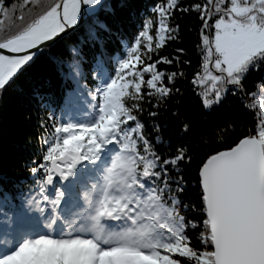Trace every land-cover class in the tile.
<instances>
[{
  "label": "snow or ice",
  "instance_id": "obj_1",
  "mask_svg": "<svg viewBox=\"0 0 264 264\" xmlns=\"http://www.w3.org/2000/svg\"><path fill=\"white\" fill-rule=\"evenodd\" d=\"M192 16L189 76L185 48L164 53ZM37 61L48 89L27 81L29 185L0 178V264H264V0H158L142 19L133 0H0V94Z\"/></svg>",
  "mask_w": 264,
  "mask_h": 264
},
{
  "label": "trees",
  "instance_id": "obj_2",
  "mask_svg": "<svg viewBox=\"0 0 264 264\" xmlns=\"http://www.w3.org/2000/svg\"><path fill=\"white\" fill-rule=\"evenodd\" d=\"M8 2L12 3L13 0H8ZM156 2L158 0H133L137 11L140 13V19L151 13V7ZM181 23L184 27V33L181 37L182 43L170 45L164 54L172 53V50L176 47L185 48L187 58L193 61L191 67L184 66V70L190 76L198 67L199 56L196 45L199 43L200 25L195 16L185 17L181 20ZM125 30L126 39L131 38L132 40L139 30V21L126 25ZM48 76L49 72L45 70L41 61H37L11 87L0 94V178L7 177L11 181L20 183L23 187H27L30 183V174L26 165H29L37 146L36 136L39 131L37 117L41 115L29 99L28 93H30L31 88L27 81L31 79L38 86L44 85L45 89H48V85L45 83ZM253 79H258V74L253 73L249 77V83ZM21 86L24 89L23 92L20 90ZM50 90L54 91L57 96L60 94L61 84L54 76L52 77ZM189 98L192 99V97ZM233 107H235V104ZM251 119V116L245 117V124L249 127L251 126L249 124ZM213 147L217 146L213 145ZM204 151L206 152L207 149H204ZM199 166L200 160H197L188 169V178L193 184H195ZM194 195L195 193H189V197ZM194 203L199 204V200H195ZM194 218L200 219L199 216Z\"/></svg>",
  "mask_w": 264,
  "mask_h": 264
},
{
  "label": "bare ground",
  "instance_id": "obj_3",
  "mask_svg": "<svg viewBox=\"0 0 264 264\" xmlns=\"http://www.w3.org/2000/svg\"><path fill=\"white\" fill-rule=\"evenodd\" d=\"M127 40L131 41V38H128Z\"/></svg>",
  "mask_w": 264,
  "mask_h": 264
}]
</instances>
